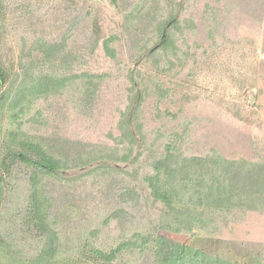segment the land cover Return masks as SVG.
Listing matches in <instances>:
<instances>
[{"label":"rangeland","instance_id":"1","mask_svg":"<svg viewBox=\"0 0 264 264\" xmlns=\"http://www.w3.org/2000/svg\"><path fill=\"white\" fill-rule=\"evenodd\" d=\"M0 13V154L12 134L59 163V175L36 184L61 259L77 258L85 240L109 249L151 233L264 264V202L211 205L181 166L213 155L245 171L264 164V0H0ZM168 144L173 163L161 171L179 194L169 190L171 205L143 182ZM25 169L8 177L0 168L1 217L5 201L17 206L24 189L12 187ZM118 206L133 216L125 235L109 218ZM141 236L115 264H150ZM3 253L0 264H19Z\"/></svg>","mask_w":264,"mask_h":264},{"label":"trees","instance_id":"2","mask_svg":"<svg viewBox=\"0 0 264 264\" xmlns=\"http://www.w3.org/2000/svg\"><path fill=\"white\" fill-rule=\"evenodd\" d=\"M166 40L167 36L164 35L163 41ZM5 84L6 75L0 71V102ZM138 108L137 103L131 106L126 115L127 123L134 122V114ZM7 141L10 143L5 145L4 153L0 154V168L6 171L5 176L8 177L13 176L12 173L20 166H24L26 172L20 182L13 183L12 188L24 189L20 192L21 198L17 201V206L11 200L3 204V208L10 207V212L6 216H0V249L3 250L4 257L8 260H17L19 264H69L72 260H76L77 264H115L122 255L138 248L135 246L138 242L134 238L141 235L134 233L129 239L121 240L109 249L85 240L77 249V258L67 255V258L61 259L60 254L63 247L51 223L47 204L40 197L39 183L36 184V180L42 175H59V163L47 155L37 143L29 144L27 141H18L12 134ZM171 149L172 146L168 144L164 156L151 162L152 173L143 178V182L149 188L150 196L155 201H161L167 205L172 204L170 195L174 194V197L179 195L177 189L171 188L172 182L167 178L170 175L166 174V171H161V168L169 161L170 164L173 163ZM181 166L186 168L190 182L195 176L194 185L205 188L202 194L208 195L211 205L219 201L218 206L220 207L224 200H228L231 206L240 208L245 206V203L251 207L257 202L259 204L264 202V164H252L249 170L245 171L243 164L213 155L186 157ZM204 170L211 178L206 183L203 181ZM2 178L0 177V187L5 182ZM164 178L169 182H164ZM184 180V177L180 179L181 184ZM29 183H32L30 187ZM133 190L136 189L125 191L122 189L119 196L132 193ZM169 190L173 193L169 194ZM227 191L230 195H227ZM109 218L117 221L123 235L127 234L123 227L124 221L128 224L133 218L128 211L118 206L110 213ZM141 240V251L145 252L144 248L147 247V252L143 255L150 264H237L222 261L201 250H193L185 244L174 245L165 237L157 234L154 237L151 233L142 234Z\"/></svg>","mask_w":264,"mask_h":264}]
</instances>
